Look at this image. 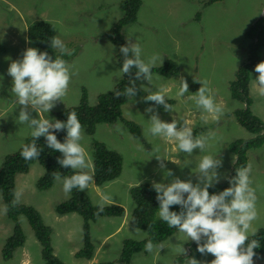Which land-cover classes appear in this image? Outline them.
<instances>
[{
	"label": "rangeland",
	"instance_id": "obj_1",
	"mask_svg": "<svg viewBox=\"0 0 264 264\" xmlns=\"http://www.w3.org/2000/svg\"><path fill=\"white\" fill-rule=\"evenodd\" d=\"M123 1L0 0V167L5 156L18 150L31 137L32 129L18 121L22 106L15 103L10 91L12 77L7 73L12 60L22 59L24 50L35 48L28 42L29 25L41 19L50 22L56 36L69 50H73L72 55H62L56 50L66 57L71 74L63 101H58L49 113L39 114L29 109L33 118L38 119L42 115L53 120L54 113L78 105L83 91L90 104H97L99 95L112 91L121 78L117 46L107 39V33L122 18ZM209 1L142 0L137 20L122 29L125 44L128 41L138 44L142 50L141 58L146 63L154 55L158 57L152 67H159L167 60L176 64L178 73L174 76L152 73L151 82L137 80L138 89L147 95L162 90L161 94L166 99H174L172 107L175 111L157 110L144 101L139 90L123 107V116L139 124V136H134L121 122L100 124L93 136H88L82 129L80 143L89 158L90 166L86 170L89 175H93L91 148L94 138L123 157L122 173L116 180L102 187H97L92 181L85 189L94 204H99L106 196L105 205H120L126 211L122 218L104 216L91 223L95 247L91 260L76 258V252L83 243L82 217L76 213L59 215L55 212V206L70 197V193L63 191L62 181L55 180L48 190L38 189L36 183L45 173L39 163L31 165L28 173L17 175L16 188L22 192L19 202L37 209L45 224L52 228L53 253L64 263L96 264L118 260L126 240L141 241L146 237V233L131 225L135 206L131 188L144 183L167 184L176 177L196 184L199 182L197 165L204 155L222 160V167L217 170L220 182L214 186L222 185L231 175L233 157L236 156L230 151V144L254 136L241 127L234 116L226 113L232 112L236 103L231 98V84L240 68L250 63L248 44L253 36L249 40L246 36L258 21L261 23L257 27L264 30V0H222L211 4ZM261 55L264 59V49ZM248 74L251 80L258 75L250 70ZM181 79L189 85V91L183 97L177 95L183 82ZM196 80L206 81L214 92L215 102L222 105L224 112L218 120L210 116L208 123L204 124L200 120L201 109L197 108L195 101L186 99L202 86ZM250 93L256 100L253 113L264 121V100L256 94L253 82ZM148 107L153 108V113L145 111ZM153 114L169 123L175 117L178 129L183 120H188L194 137L207 135L210 130L215 132V137L208 141L204 152L195 149L188 155L180 151L174 139L165 140L145 131L150 127L149 120ZM155 148H159V153L153 151ZM157 154L166 158L164 163L167 169L172 170L173 176L165 177V169L159 167L155 158ZM247 157V163L252 165L250 180L251 187L256 190L258 213L249 230L250 241L264 229V145L252 148ZM19 221L26 236L25 244L17 249L11 260L6 261L2 259L1 250L12 233L13 223L6 216L0 194V264H43L39 240L24 217ZM252 230H255V235H252ZM190 246L191 240L177 231L154 245L153 251L136 254L131 264H179L180 258L181 264H187ZM196 259L202 264H210L215 257L200 254ZM254 264H264V257L255 259Z\"/></svg>",
	"mask_w": 264,
	"mask_h": 264
},
{
	"label": "clouds",
	"instance_id": "obj_2",
	"mask_svg": "<svg viewBox=\"0 0 264 264\" xmlns=\"http://www.w3.org/2000/svg\"><path fill=\"white\" fill-rule=\"evenodd\" d=\"M217 1L222 0H210L209 3ZM49 39L50 46L55 50H59L62 55L73 54V50H69L58 36H53ZM120 52L124 60L120 68L122 76L117 84L122 80L123 74H129L130 85L123 92L116 91L114 95L117 98L120 96L129 97L130 100L140 90L136 87L137 80L152 81L151 68H154L152 66L155 65L158 57L154 55L146 63L141 58L142 50L140 46L129 41L126 45L120 47ZM250 64L252 63H248V66ZM133 68L136 69L135 78H131ZM242 68L244 67H241L240 70ZM249 70L251 73L255 72L258 74L252 80L248 74L249 89H251L253 82V87L257 94L264 96V61L259 62L255 68L253 66ZM7 73L12 77L10 91L15 97V103L22 106L17 117L18 121L21 124L26 123L32 129L31 136L33 141L31 144L22 146L20 155L26 161L38 159L42 149L38 148L36 141L40 137H45L48 148L59 151L60 154L62 153V157H57V162L61 167H70L74 172L73 175L64 177L58 171L52 173L56 181H62L63 191L68 194L73 189H77L80 192L88 189L93 177L86 171L90 166L89 158L85 148L80 143L82 140V124L78 119L77 113L69 112L65 122L58 119L53 121L42 115H39L38 119L33 118L29 110H34L39 114L41 112L49 113L58 101H63L62 98L67 92L71 78L67 62L59 57L53 59L47 51L41 52L37 48L29 47L23 51L22 59L11 61ZM181 80L183 82L177 95L183 97L188 93L189 85L185 80ZM196 82L201 83L202 86L194 95L188 96L186 99L195 101L197 108L201 109L200 120L204 124L208 123L210 116L212 119L218 120L219 116L224 112L222 105L215 102L214 92L208 87L206 81L196 80ZM140 93L142 97L147 95L143 91ZM161 93L162 90H157L144 99L155 102L156 105H162L165 111H175L172 105L166 102L165 95ZM238 107H240V104L235 103L234 108ZM145 111L153 113V108L148 107ZM149 121L150 127L145 130L147 133L169 141L174 139L178 142L180 151L188 155H191L195 149L204 152L208 141L215 137V132L211 130L207 135L201 134L198 137H194L188 120H183V125L179 129L177 127L178 121L175 117L169 123L161 120L158 114H153ZM114 123L117 122L102 124L110 125ZM137 125L139 126V124ZM83 129L85 130V128ZM63 130H66L67 135L62 143L58 140L55 132ZM117 131H120V129H117ZM252 137L254 138L255 135ZM153 151L159 153V148H155ZM155 158L159 162V167L165 169L166 178L174 175L172 170L166 168L164 163L166 158L161 157L159 154L155 155ZM173 162L176 163L175 161ZM236 162L237 157L234 156L233 166ZM222 163L221 159L214 158L211 155H204L197 165L198 171L196 173L198 174L199 182L196 184H193L191 180L184 181L178 177L167 184L153 182L152 187L157 193L156 199L159 202L158 217L169 228L178 229L179 232L184 233L191 240L188 253L190 258H187V264H202L201 261L196 259L200 254H212L215 259L210 264H254L253 258L257 255L254 249L260 247L258 240L252 239L249 241V230L252 222L258 216L256 190L251 187L252 181L250 180L252 165L247 163V166L238 167L236 175L229 179L231 186L218 194L210 195L208 189L220 182L217 170L222 167ZM185 194H187L186 198ZM21 196L22 192L20 190H13V206L19 203ZM105 200H107V197H102L101 202L97 205L98 211L95 213L97 217L104 211ZM174 205L181 207L179 213L170 210V207ZM4 211H7V206H5ZM252 235H255V230H252ZM246 241L249 242L246 244ZM153 248L152 241H148L145 249L151 252ZM179 264H181V258L179 259ZM204 264H207V262H204Z\"/></svg>",
	"mask_w": 264,
	"mask_h": 264
},
{
	"label": "trees",
	"instance_id": "obj_3",
	"mask_svg": "<svg viewBox=\"0 0 264 264\" xmlns=\"http://www.w3.org/2000/svg\"><path fill=\"white\" fill-rule=\"evenodd\" d=\"M142 6V0H124L121 4L122 18L113 25L112 29L107 33V39L117 46V59L120 68L124 57L120 52V47L126 45L122 36L123 27L134 23L137 20L138 12ZM260 19H263L262 17ZM258 21L251 26V30L246 39L249 40L248 56L250 57V64L243 65L236 80L231 84V98L233 102L240 104V107L234 108L232 112L226 113L227 116H234L241 127L246 129L255 137L244 140L238 139L230 144V151L237 156V162L232 168V173L229 177L236 175V169L241 166H247V152L252 148L261 147L264 145V121L253 113L252 107L255 103L254 95H251L249 89L248 71L251 67L264 61L261 51L264 49V30H260L257 25ZM27 36L29 43L39 49L41 52L47 51L53 59L62 57L55 49L50 46V37L56 36L55 30L50 22L40 20L29 26ZM254 37H260L257 40ZM251 41V42H250ZM136 69H132L131 78H135ZM152 73H159L165 76H174L178 73V68L175 63L167 60L162 66L151 68ZM129 74H123L122 80L116 85L113 91L101 94L98 97L97 104H90L88 96L83 91V96L80 103L73 107H68L64 110L54 113V120H67L69 112H76L82 129L88 136H93L97 126L102 123L121 122L134 136L140 135L139 126L131 120H127L123 116V107L128 103L129 97L120 96L117 98L114 93L116 91L123 92L129 86ZM136 87L138 84L136 81ZM140 92H142L140 90ZM257 94V93H256ZM258 95V94H257ZM148 96V95H146ZM143 96V99L146 98ZM260 100H264V96L258 95ZM144 101H146L144 99ZM157 110H164L162 105H156L155 102L146 101ZM170 105L175 103L172 99H166ZM51 131V130H50ZM58 140L64 142L67 135L66 130L56 131ZM33 137H29L15 152L4 157L0 167V194L3 201V206H7L6 216L8 220L13 223L12 233L6 238L4 246L1 250L2 259L9 261L14 257L18 248L25 244L26 236L20 225L19 219L24 217L31 226L34 235L39 240L42 247L43 264H66L55 256L52 245L53 230L46 225L40 212L31 205L18 203L16 206L12 205L13 190L16 188V177L18 174L28 173L31 165L39 163L43 166L45 173L37 181L36 186L40 190H48L53 186L55 179L52 173L58 171L61 176H71L74 174L73 170L63 168L57 162V157H60L59 151H54L47 147L46 138L40 137L36 141L38 148L42 149L41 155L38 159L26 161L21 155L22 146L31 144ZM91 158L93 163V182L97 187L116 180L122 173L123 157L120 153L109 149L105 144L100 143L94 138L91 148ZM88 173V172H87ZM89 174V173H88ZM229 179L222 185H217L209 188V193L218 194L224 189L230 187ZM151 183H144L131 188L130 195L135 204L131 216V225L133 228L146 233V237L141 240H126L123 244L121 255L118 260L113 262H104L96 264H131L133 257L136 254L145 252V245L148 241H152L153 245H158L177 229L169 228L157 215L159 202L156 199L157 193L152 187ZM187 195V194H186ZM185 195V198H186ZM98 204H94L91 197L84 190L80 192L73 189L70 192L69 199L62 201L55 206V212L59 215H66L76 213L82 217L83 224V246L76 253L77 258L91 260L94 256L95 247L91 237V223H96L100 218L106 217H123L125 209L119 205H105L104 211L100 213L99 217L95 215L98 211ZM171 211L179 213L181 207L174 205L170 207ZM260 242V247L254 249L256 252L255 259H262L264 257V229L255 238ZM182 260V258H181Z\"/></svg>",
	"mask_w": 264,
	"mask_h": 264
},
{
	"label": "flooded vegetation",
	"instance_id": "obj_4",
	"mask_svg": "<svg viewBox=\"0 0 264 264\" xmlns=\"http://www.w3.org/2000/svg\"><path fill=\"white\" fill-rule=\"evenodd\" d=\"M177 231H179L178 229L175 231V232H173L172 234H174V233H176Z\"/></svg>",
	"mask_w": 264,
	"mask_h": 264
}]
</instances>
